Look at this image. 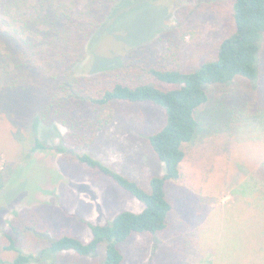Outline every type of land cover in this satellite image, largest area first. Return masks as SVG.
<instances>
[{
	"label": "trees",
	"instance_id": "obj_1",
	"mask_svg": "<svg viewBox=\"0 0 264 264\" xmlns=\"http://www.w3.org/2000/svg\"><path fill=\"white\" fill-rule=\"evenodd\" d=\"M122 1L0 0V127L6 123L14 128L11 139L21 149L33 135L25 159L37 150L53 148L69 155L74 163L97 171L142 206L137 213L121 211L104 225L82 221L88 229L87 242L68 234L51 237L49 217L37 215L35 209L26 215L14 211L9 227L0 235L6 241L0 251L14 255L6 264L37 263L46 254L68 252L83 259L98 258V264H173L172 260L176 264H214L216 260V252L204 249V242L196 245L198 228L182 229L190 234L181 236L184 233L173 224L177 202L171 200V191L186 182L183 166L191 148L199 156L210 151L207 149L217 137H225L221 147L211 151L219 155L228 152L241 133L256 138L264 135V0H196V5L175 12L170 29L127 47L117 57L101 59L93 68L90 45L102 27L115 22L118 13L114 15V11ZM217 1L225 2L228 10L205 44L211 54L189 68L183 30L192 18L212 15L208 4ZM121 104L150 105L159 111L160 126L145 137L162 165L161 175L138 181L105 163L103 148L108 141L109 148L118 150L108 132L117 119L114 108ZM53 126L64 130L60 136L55 132L58 147L45 146L39 140ZM197 157L192 164L200 160ZM25 159L21 156L19 163ZM16 166L7 164L0 171V194ZM237 174L239 180L248 174L246 181L240 187L239 180L229 187H239V193H260L258 213L264 212V159L250 172L238 164L233 178ZM184 196L191 201L187 209L196 214L212 202L190 192ZM229 203L233 206L234 202ZM35 222L47 228L40 233L47 247L38 257L17 246L26 231L37 233ZM254 225L256 229L248 232V252L244 258L238 257V264H264L255 257L264 254V219ZM189 245L194 246V261H185ZM196 247L202 255L205 250L212 254L201 258Z\"/></svg>",
	"mask_w": 264,
	"mask_h": 264
},
{
	"label": "rangeland",
	"instance_id": "obj_2",
	"mask_svg": "<svg viewBox=\"0 0 264 264\" xmlns=\"http://www.w3.org/2000/svg\"><path fill=\"white\" fill-rule=\"evenodd\" d=\"M197 3L196 0H123L114 11V15L118 13L115 22L102 27V31L90 45L94 53L93 68L102 63L101 59L117 57L127 47L155 38L160 30L170 29L174 25V14L177 10ZM208 6L211 12L215 13L210 14L211 18L194 17L183 30L185 36L182 44L187 53L186 65L189 68L196 66L202 56H210V47L205 44L211 39L210 33L218 29L227 14L228 7L225 2L217 1L214 4L209 3ZM199 35H205V38ZM114 110L117 119L108 133L118 150L109 148L111 145L108 141L103 148L107 152L105 163L110 164L117 172L132 176L138 181L146 180L152 175H161L162 165L151 153L145 137L160 126L162 119L159 111L144 104H121L116 105ZM12 131L14 128L6 123L0 127V171L7 164L17 165L5 191L0 194V235L9 227V220L14 211L26 215L31 209H35L37 215L44 213L45 217H49L48 231L51 237L68 234L84 242L89 238L88 229L82 221L104 225L121 211L140 212L142 206L139 202L122 193L97 171L74 163L69 155L58 153L52 148L37 150L25 159L24 154L32 146L33 135L21 149L12 142ZM55 132L60 136L64 130L53 126L43 131L39 140L45 146L58 147V136ZM217 138L214 140V146L220 148L225 137ZM213 147L207 149L210 151H202L199 156L195 154L196 148H191L188 152L189 160L183 166L186 184H177L171 191V200L177 202L176 213L171 219L173 224H177L179 231H195L198 228V235L195 232V243L200 246L204 242V249L216 252L214 264H238L235 261L238 257L244 258L250 246L248 232L250 229H256L254 224L263 222L264 212L258 213L257 200L260 193L238 192L248 174H243L240 180L239 174L234 178L233 174L238 164L245 167L247 172L258 167L264 159V135L256 138L254 134L241 133L233 139L228 152H221L219 155L211 152ZM21 156L25 160L20 164ZM196 157H200V160L192 164L193 158ZM236 181L238 188L229 187V184ZM189 192L196 197L211 199L209 208L197 214L194 209H187L191 201L184 194ZM229 202H234L233 206ZM185 217L190 219L186 220ZM207 218L209 221L205 223ZM35 223L37 233L26 231L20 235L17 246L25 254L38 257L47 247V240L40 234L47 228L40 222ZM175 231L172 232L173 235L176 234ZM190 231L184 233L182 230L184 234L181 236L190 234ZM5 243L1 238L0 248ZM139 248L142 249L143 246ZM186 249H189V256L185 261H194V246L189 245ZM197 250L201 258L212 254L210 250H205L202 255V251L199 252V248ZM13 257L12 252L0 251V264H6ZM175 257L178 262L177 256ZM255 257L264 260V254ZM249 260L247 258L246 261ZM172 262L176 264L174 260ZM98 263V258L83 259L68 252L54 256L46 254L43 261L30 264ZM136 264H139L138 261Z\"/></svg>",
	"mask_w": 264,
	"mask_h": 264
}]
</instances>
